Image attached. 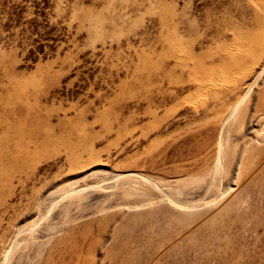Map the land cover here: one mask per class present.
Here are the masks:
<instances>
[{
	"label": "rangeland",
	"instance_id": "374dc122",
	"mask_svg": "<svg viewBox=\"0 0 264 264\" xmlns=\"http://www.w3.org/2000/svg\"><path fill=\"white\" fill-rule=\"evenodd\" d=\"M173 5L211 75L166 78ZM257 33L264 0H0V264H264Z\"/></svg>",
	"mask_w": 264,
	"mask_h": 264
},
{
	"label": "bare ground",
	"instance_id": "6f19581e",
	"mask_svg": "<svg viewBox=\"0 0 264 264\" xmlns=\"http://www.w3.org/2000/svg\"><path fill=\"white\" fill-rule=\"evenodd\" d=\"M170 16H171V21H172V34H171L172 39H171V44H170V50L168 52L167 57L175 60L176 62L171 67V69L166 73V78L169 81H171L172 83L177 82V76H176L177 70L180 69L182 71H185L188 69V70H190V73H191L190 75L197 80L204 73L205 69H204L203 62H204V58L206 55L203 53H196L194 51L195 50V44L193 42H191L190 40H186L182 36H180L179 24L176 23V21L179 19L180 15L177 12L176 5L172 6ZM188 28H189V30H194L195 24L189 23ZM262 36L263 35L257 33V34L252 35V37L254 38L252 40L240 41V44L244 45V43H245V46L247 48L252 47V50H244V51L245 52L247 51V54H249L248 56H250V58L253 59L252 61L255 60V63H258V64H261L263 62L262 56H263L264 52L261 53L262 52L261 49H262V46L264 43L259 42V40H260V38H262ZM253 45H255L256 48H257V46H259L260 50H253V48H254ZM255 52H259L261 54V56H258V55L256 56ZM229 59H230V63L228 62V67H226V68L240 67L242 65V62H244V60L242 58H237L234 56V54L230 55ZM164 61H166V59H165L164 55H161L159 57V61H158L157 65H156V70H158L159 72L164 69L162 66ZM190 65H192L193 67L190 68ZM205 72L207 73V76L212 74L211 71L207 72L205 70ZM263 72H264V68L262 69L261 73H263ZM259 75H261V74H259ZM237 108H238V106L234 108L232 114L235 113ZM29 152H30L29 148H27L26 150L24 148H22V150H18V152L15 155L11 156V159L13 161L17 162L18 160H22L23 156L28 155ZM222 164L223 163H221L220 166ZM217 168H216V170H217ZM3 256H4V259H6L7 252ZM3 264H5V261Z\"/></svg>",
	"mask_w": 264,
	"mask_h": 264
}]
</instances>
